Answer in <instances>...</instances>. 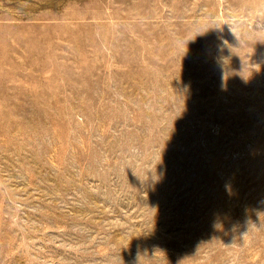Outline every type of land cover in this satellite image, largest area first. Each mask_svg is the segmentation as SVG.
Segmentation results:
<instances>
[{"label": "rangeland", "instance_id": "1", "mask_svg": "<svg viewBox=\"0 0 264 264\" xmlns=\"http://www.w3.org/2000/svg\"><path fill=\"white\" fill-rule=\"evenodd\" d=\"M0 264H264V0H0Z\"/></svg>", "mask_w": 264, "mask_h": 264}]
</instances>
